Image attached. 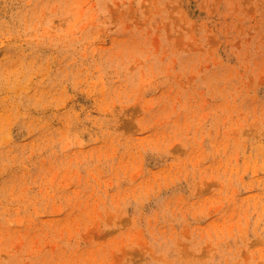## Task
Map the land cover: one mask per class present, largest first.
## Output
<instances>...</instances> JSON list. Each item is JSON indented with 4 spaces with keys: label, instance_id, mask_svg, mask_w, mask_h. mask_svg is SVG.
<instances>
[{
    "label": "rangeland",
    "instance_id": "rangeland-1",
    "mask_svg": "<svg viewBox=\"0 0 264 264\" xmlns=\"http://www.w3.org/2000/svg\"><path fill=\"white\" fill-rule=\"evenodd\" d=\"M0 264H264V0H0Z\"/></svg>",
    "mask_w": 264,
    "mask_h": 264
}]
</instances>
